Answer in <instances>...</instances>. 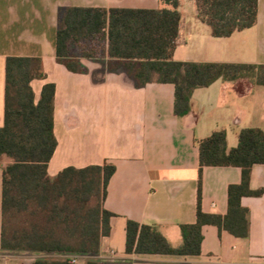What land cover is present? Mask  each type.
<instances>
[{
  "label": "crops",
  "instance_id": "obj_1",
  "mask_svg": "<svg viewBox=\"0 0 264 264\" xmlns=\"http://www.w3.org/2000/svg\"><path fill=\"white\" fill-rule=\"evenodd\" d=\"M67 7L155 10L167 6L160 0H0V127L6 58H39L45 79L31 82L35 102L45 84L55 86L57 147L48 164L49 178L68 167L83 169L105 162L115 166L104 201V209L113 215L109 235L101 239L97 255L74 257L131 264H264V195L241 199V206L248 210L247 239L204 226L199 256L125 255L128 221L155 225L171 246L181 244L179 226L196 220L195 140L224 130L230 150L237 146L240 130L264 132V86L250 79L217 80L194 90L189 113L177 118L170 84L137 88L121 69L109 72L105 58L80 59L87 70L81 74L56 62L57 21ZM178 11L175 61L264 66V0H257L256 24L229 38L212 37L210 28L197 18L194 0H181ZM8 163V159H0V264H30L35 257L1 252L2 166ZM240 181L238 168H204L202 211L224 217L228 188ZM249 188H264V165L252 167Z\"/></svg>",
  "mask_w": 264,
  "mask_h": 264
},
{
  "label": "trees",
  "instance_id": "obj_2",
  "mask_svg": "<svg viewBox=\"0 0 264 264\" xmlns=\"http://www.w3.org/2000/svg\"><path fill=\"white\" fill-rule=\"evenodd\" d=\"M160 1L170 8H64L57 21L56 62L71 73L81 74L87 70L80 59L105 58L109 72L121 69L137 88L152 83L170 84L174 87L173 114L177 118L189 113L194 90L207 88L217 80L250 79L264 86V66L175 61L181 0ZM194 1L198 20L210 28L214 38H229L256 24L257 0ZM44 79L39 58H6L0 159L6 158L9 163L2 166L1 252L58 255L36 258L30 264H74V256L97 255L101 239L109 235L113 215L104 209V201L115 166L105 162L83 169L68 167L54 179L49 178L48 164L57 147L53 132L55 86L45 84L37 102L31 88L32 81ZM236 136L237 146L230 150L224 130L195 140L196 220L179 226L181 244L171 246L155 225L128 221L126 256H199L204 226L247 239L248 210L241 206V199L264 195V188H249L252 167L264 165V132L248 128ZM207 167H233L241 171L240 183L228 188L224 217L205 214L201 209L202 171ZM86 264L131 262L93 259Z\"/></svg>",
  "mask_w": 264,
  "mask_h": 264
},
{
  "label": "rangeland",
  "instance_id": "obj_3",
  "mask_svg": "<svg viewBox=\"0 0 264 264\" xmlns=\"http://www.w3.org/2000/svg\"><path fill=\"white\" fill-rule=\"evenodd\" d=\"M27 256H29L30 258H39V259H50V258H56L55 256L58 255H36V254H27ZM88 262L86 257H79L76 260L75 264H86Z\"/></svg>",
  "mask_w": 264,
  "mask_h": 264
},
{
  "label": "built area",
  "instance_id": "obj_4",
  "mask_svg": "<svg viewBox=\"0 0 264 264\" xmlns=\"http://www.w3.org/2000/svg\"><path fill=\"white\" fill-rule=\"evenodd\" d=\"M108 254L111 258H113L115 256V254L112 251H110ZM72 260H73V263L75 264L77 259H76V257H73Z\"/></svg>",
  "mask_w": 264,
  "mask_h": 264
}]
</instances>
